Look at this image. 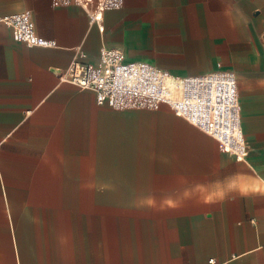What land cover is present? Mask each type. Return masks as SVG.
<instances>
[{
  "label": "crops",
  "instance_id": "1",
  "mask_svg": "<svg viewBox=\"0 0 264 264\" xmlns=\"http://www.w3.org/2000/svg\"><path fill=\"white\" fill-rule=\"evenodd\" d=\"M25 10L56 46L0 22V264H264V0H121L102 32L73 0H0ZM102 44L176 76L232 70L245 158L167 104L98 106L59 78Z\"/></svg>",
  "mask_w": 264,
  "mask_h": 264
},
{
  "label": "built area",
  "instance_id": "2",
  "mask_svg": "<svg viewBox=\"0 0 264 264\" xmlns=\"http://www.w3.org/2000/svg\"><path fill=\"white\" fill-rule=\"evenodd\" d=\"M73 2L88 12L89 23L102 32L104 10L120 5L121 0ZM0 22L10 28L14 40L28 46H56L53 40L35 34L27 10L0 16ZM262 48L264 53V35ZM59 78L92 91L98 106L125 109L167 104L176 116L214 138L222 151L232 154L236 160H243L247 154L236 76L232 70L176 76L148 62L128 60L120 48L102 44L96 64L74 60L59 72ZM208 263L224 264L214 258H209Z\"/></svg>",
  "mask_w": 264,
  "mask_h": 264
},
{
  "label": "rangeland",
  "instance_id": "3",
  "mask_svg": "<svg viewBox=\"0 0 264 264\" xmlns=\"http://www.w3.org/2000/svg\"><path fill=\"white\" fill-rule=\"evenodd\" d=\"M159 106H167V105H165V104L162 103V104H160ZM61 198H63V197H61Z\"/></svg>",
  "mask_w": 264,
  "mask_h": 264
}]
</instances>
